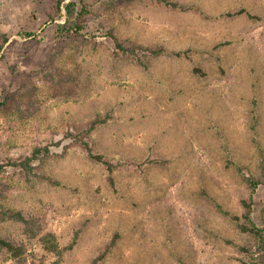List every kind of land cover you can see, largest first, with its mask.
Listing matches in <instances>:
<instances>
[{
    "label": "rangeland",
    "instance_id": "obj_1",
    "mask_svg": "<svg viewBox=\"0 0 264 264\" xmlns=\"http://www.w3.org/2000/svg\"><path fill=\"white\" fill-rule=\"evenodd\" d=\"M57 1L0 0V159L53 150L34 175H0L1 203L73 243L61 264H91L113 239L99 264H264L233 218L250 177L264 230V0H65L87 11L89 40L61 33ZM109 31L166 52L146 67L117 58ZM97 116L89 140L113 183L68 136ZM0 236L28 264L56 260L20 222L0 221ZM0 264L19 263L4 251Z\"/></svg>",
    "mask_w": 264,
    "mask_h": 264
},
{
    "label": "trees",
    "instance_id": "obj_2",
    "mask_svg": "<svg viewBox=\"0 0 264 264\" xmlns=\"http://www.w3.org/2000/svg\"><path fill=\"white\" fill-rule=\"evenodd\" d=\"M140 1H152L155 3H159L173 10H189V7H186L174 0H140ZM62 6H64L67 14L66 21L60 25V31L63 34H67L73 38L76 36H83L86 39V28L84 25L85 16L87 11L85 9H81L75 13V3L69 1L65 3V0H58L56 3L57 10L60 11ZM85 8V6L83 7ZM245 12V9H239L234 13H229V15L233 14H241ZM108 36L113 42V51L112 54L117 58H126L131 59L137 62L138 64L146 67L148 65V61L151 58H155L166 52L163 47H152L148 45H143L140 43L131 42L129 40H122L118 38L112 31L108 32ZM86 40H89L88 38ZM8 41L5 37L3 43L0 44V54L3 50V45ZM177 56H181V52L176 53ZM4 103H1V105ZM106 121V117L97 116L93 120L88 123L87 128L81 133H69V137L73 139V142L79 144L88 154V156L95 160L96 162L103 163L109 174V180L113 183L112 173L116 165L109 161L103 154L95 153L92 147V143L89 140V137L94 129H96L100 124ZM57 147L60 144L56 145ZM53 154V150L50 145H39L34 147L32 153L30 155L20 157V158H12L8 157L5 160L0 159V175H5L10 170L19 173L20 175H34L36 174L35 170L37 169L39 164H42L45 160L51 157ZM252 186V192L247 199L242 200V204L244 207V212L242 214V218L238 216H234L235 220L240 221L239 226L244 232L251 233L255 239L257 244V250L264 257V230L259 227L254 220L252 219V211H253V197L254 192L259 186L258 181L252 180L250 177H246ZM8 188V185L3 183L0 180V221H15L23 224V230L30 238H37L41 243L42 248L52 253L56 256V260L53 264H61L63 260V256L65 252L72 248L73 243L62 246L57 238V235L51 231H45L43 225L33 215L26 216L22 210L12 208L10 206H6L1 203L3 199H5V189ZM115 240L113 239L109 245L106 246L104 251L95 257L92 260L91 264H99V262L104 258L110 247L114 244ZM245 251L252 253L249 248H244ZM7 252L10 256L15 259L19 264H28L26 258L27 248L23 242H17L15 239L11 237L0 236V252ZM253 254V253H252ZM242 264H255L254 262L243 261Z\"/></svg>",
    "mask_w": 264,
    "mask_h": 264
}]
</instances>
